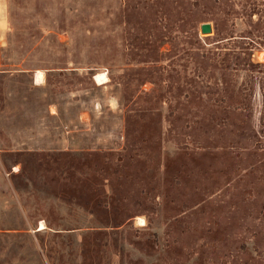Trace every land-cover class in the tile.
Masks as SVG:
<instances>
[{"label": "rangeland", "instance_id": "374dc122", "mask_svg": "<svg viewBox=\"0 0 264 264\" xmlns=\"http://www.w3.org/2000/svg\"><path fill=\"white\" fill-rule=\"evenodd\" d=\"M9 12L0 264H264V0Z\"/></svg>", "mask_w": 264, "mask_h": 264}, {"label": "crops", "instance_id": "0c3cea01", "mask_svg": "<svg viewBox=\"0 0 264 264\" xmlns=\"http://www.w3.org/2000/svg\"><path fill=\"white\" fill-rule=\"evenodd\" d=\"M9 22H10V12H9V0H0V71L4 70L1 67L4 65L3 50L8 44V34H9ZM42 71V70H41ZM46 80V75L39 83H43Z\"/></svg>", "mask_w": 264, "mask_h": 264}, {"label": "bare ground", "instance_id": "6f19581e", "mask_svg": "<svg viewBox=\"0 0 264 264\" xmlns=\"http://www.w3.org/2000/svg\"><path fill=\"white\" fill-rule=\"evenodd\" d=\"M43 76H44V72L43 71H41V70H37L36 71L35 79H36L37 82L41 81L43 79ZM95 77H96V80L98 82H100V83L106 82L108 80L106 72H99V73L96 74ZM138 221L140 223H144V219L142 217H140V216L138 217ZM44 227H45L44 222H41L40 223V229H42Z\"/></svg>", "mask_w": 264, "mask_h": 264}, {"label": "water", "instance_id": "95a60500", "mask_svg": "<svg viewBox=\"0 0 264 264\" xmlns=\"http://www.w3.org/2000/svg\"><path fill=\"white\" fill-rule=\"evenodd\" d=\"M201 31L204 34H211L213 32V26L211 22H204L201 24Z\"/></svg>", "mask_w": 264, "mask_h": 264}, {"label": "trees", "instance_id": "16d2710c", "mask_svg": "<svg viewBox=\"0 0 264 264\" xmlns=\"http://www.w3.org/2000/svg\"><path fill=\"white\" fill-rule=\"evenodd\" d=\"M261 65H264V64H261ZM194 166H197V165H194ZM192 172H190V174H191Z\"/></svg>", "mask_w": 264, "mask_h": 264}]
</instances>
